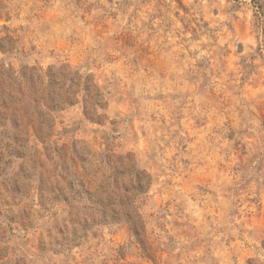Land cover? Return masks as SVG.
Here are the masks:
<instances>
[{
	"label": "rangeland",
	"instance_id": "1",
	"mask_svg": "<svg viewBox=\"0 0 264 264\" xmlns=\"http://www.w3.org/2000/svg\"><path fill=\"white\" fill-rule=\"evenodd\" d=\"M259 3L0 0V264H264ZM50 68L93 79L99 121L81 97L50 111L47 78L13 99L10 76ZM103 153L150 177L138 240L99 218Z\"/></svg>",
	"mask_w": 264,
	"mask_h": 264
},
{
	"label": "trees",
	"instance_id": "2",
	"mask_svg": "<svg viewBox=\"0 0 264 264\" xmlns=\"http://www.w3.org/2000/svg\"><path fill=\"white\" fill-rule=\"evenodd\" d=\"M250 1L255 6L256 11L261 13L262 8L259 0ZM45 78L48 81L46 88L41 93L45 97L41 98V100L48 105L50 111L60 110L61 106L76 105L80 103L78 98L81 97L83 115L90 121H99V118L96 117L97 111L98 109H103L106 104L100 89L93 84V79L89 78V76L83 78L78 72H64L62 69L50 68L45 75H39L34 70L29 74L20 71L18 76H10L7 83H11V86L13 85L17 88V96L13 97L17 103L22 102L28 96H33L32 100L38 103L40 97H35L38 96L36 87H42ZM35 134L43 142L49 136V134L42 131H35ZM100 157L109 160V167L112 169V173L106 178V185L110 188L108 191L109 202L97 200L99 218L106 224H125L138 240L144 236L145 223L138 213L134 199L137 194H144L150 187V177L143 172L137 171L134 165L128 170L119 172L116 163L110 160L114 158L113 155L108 156L103 153L100 154ZM124 174L130 177L129 188L119 179ZM121 190L130 193L131 197L120 193ZM112 200H118V204L114 207L118 208L119 211L118 209H112V204L114 203L111 202H115Z\"/></svg>",
	"mask_w": 264,
	"mask_h": 264
}]
</instances>
